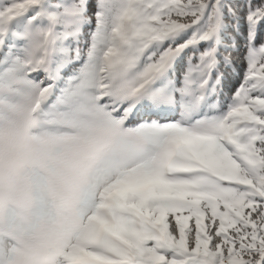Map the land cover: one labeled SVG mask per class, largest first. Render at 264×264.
Listing matches in <instances>:
<instances>
[{
    "label": "snow or ice",
    "instance_id": "6c2138e0",
    "mask_svg": "<svg viewBox=\"0 0 264 264\" xmlns=\"http://www.w3.org/2000/svg\"><path fill=\"white\" fill-rule=\"evenodd\" d=\"M0 264H264V0H0Z\"/></svg>",
    "mask_w": 264,
    "mask_h": 264
}]
</instances>
